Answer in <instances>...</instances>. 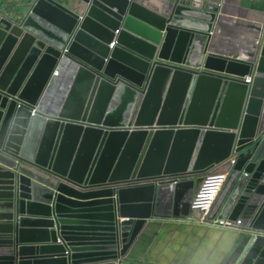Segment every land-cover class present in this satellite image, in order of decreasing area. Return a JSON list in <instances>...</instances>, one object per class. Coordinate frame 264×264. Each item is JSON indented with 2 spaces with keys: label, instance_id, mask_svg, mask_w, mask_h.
<instances>
[{
  "label": "water",
  "instance_id": "1",
  "mask_svg": "<svg viewBox=\"0 0 264 264\" xmlns=\"http://www.w3.org/2000/svg\"><path fill=\"white\" fill-rule=\"evenodd\" d=\"M232 4L0 0V264H139L224 164L209 219L264 232V0Z\"/></svg>",
  "mask_w": 264,
  "mask_h": 264
},
{
  "label": "crops",
  "instance_id": "2",
  "mask_svg": "<svg viewBox=\"0 0 264 264\" xmlns=\"http://www.w3.org/2000/svg\"><path fill=\"white\" fill-rule=\"evenodd\" d=\"M233 1L230 9H242L241 16L255 20L262 18V14L256 10L257 0ZM226 13L234 14L235 11L228 10ZM224 169L225 164L214 167L212 171ZM195 215H170L152 220L149 235L133 250L138 252L139 264H264V240L252 259L250 254L253 236L258 234L264 237V232L243 226L224 228L217 222H201L200 217ZM238 251L239 259L234 263L229 262ZM142 257L144 260L140 259Z\"/></svg>",
  "mask_w": 264,
  "mask_h": 264
},
{
  "label": "built area",
  "instance_id": "3",
  "mask_svg": "<svg viewBox=\"0 0 264 264\" xmlns=\"http://www.w3.org/2000/svg\"><path fill=\"white\" fill-rule=\"evenodd\" d=\"M114 47V45H113ZM57 72H55L56 74ZM245 82L251 83L252 77L248 76L245 78ZM34 111H32V114ZM234 152L231 154V157L228 159V162L231 165H234L236 160L234 159ZM229 176V168H225L222 171L213 172L210 171L204 175V179L198 188L195 191L192 202H191V210H196L200 214L201 222H207L209 214L212 212L216 201L218 200L225 184L228 180ZM230 223L227 224L224 220L221 222L222 227L224 228H237L240 226L241 217L239 216H230L227 218ZM258 234L254 235V239Z\"/></svg>",
  "mask_w": 264,
  "mask_h": 264
},
{
  "label": "bare ground",
  "instance_id": "4",
  "mask_svg": "<svg viewBox=\"0 0 264 264\" xmlns=\"http://www.w3.org/2000/svg\"><path fill=\"white\" fill-rule=\"evenodd\" d=\"M221 214H222V208L218 211V213H214L213 218L209 219V217H208V221L217 222L218 224L221 225V222H223L225 220L226 223L229 224L230 221L227 219L229 215L225 217V216H222Z\"/></svg>",
  "mask_w": 264,
  "mask_h": 264
},
{
  "label": "rangeland",
  "instance_id": "5",
  "mask_svg": "<svg viewBox=\"0 0 264 264\" xmlns=\"http://www.w3.org/2000/svg\"><path fill=\"white\" fill-rule=\"evenodd\" d=\"M8 4H10V2H9ZM230 228H231V227H230Z\"/></svg>",
  "mask_w": 264,
  "mask_h": 264
}]
</instances>
